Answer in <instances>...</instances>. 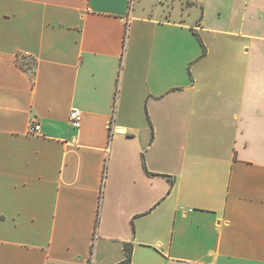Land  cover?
Listing matches in <instances>:
<instances>
[{"label": "crops", "instance_id": "crops-1", "mask_svg": "<svg viewBox=\"0 0 264 264\" xmlns=\"http://www.w3.org/2000/svg\"><path fill=\"white\" fill-rule=\"evenodd\" d=\"M128 245L264 264V0H0V264Z\"/></svg>", "mask_w": 264, "mask_h": 264}, {"label": "built area", "instance_id": "built-area-1", "mask_svg": "<svg viewBox=\"0 0 264 264\" xmlns=\"http://www.w3.org/2000/svg\"><path fill=\"white\" fill-rule=\"evenodd\" d=\"M82 121V112L75 108L70 113V123L74 129H79ZM30 134L33 136L41 135V127L39 125H34L30 129Z\"/></svg>", "mask_w": 264, "mask_h": 264}, {"label": "trees", "instance_id": "trees-1", "mask_svg": "<svg viewBox=\"0 0 264 264\" xmlns=\"http://www.w3.org/2000/svg\"><path fill=\"white\" fill-rule=\"evenodd\" d=\"M132 263V247L130 245L126 248V260L122 264H131Z\"/></svg>", "mask_w": 264, "mask_h": 264}, {"label": "rangeland", "instance_id": "rangeland-1", "mask_svg": "<svg viewBox=\"0 0 264 264\" xmlns=\"http://www.w3.org/2000/svg\"><path fill=\"white\" fill-rule=\"evenodd\" d=\"M199 4V3H198Z\"/></svg>", "mask_w": 264, "mask_h": 264}]
</instances>
